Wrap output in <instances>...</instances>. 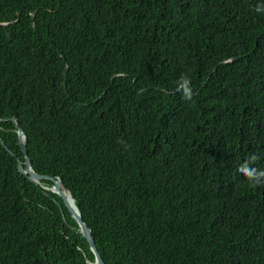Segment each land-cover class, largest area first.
<instances>
[{"label":"trees","instance_id":"1","mask_svg":"<svg viewBox=\"0 0 264 264\" xmlns=\"http://www.w3.org/2000/svg\"><path fill=\"white\" fill-rule=\"evenodd\" d=\"M0 23V136L106 264H264L238 171L264 170V0H0ZM43 186L0 143V264L94 263Z\"/></svg>","mask_w":264,"mask_h":264},{"label":"water","instance_id":"2","mask_svg":"<svg viewBox=\"0 0 264 264\" xmlns=\"http://www.w3.org/2000/svg\"><path fill=\"white\" fill-rule=\"evenodd\" d=\"M31 16L34 18V13ZM10 24H12V23H4V24L2 23V24H0V26L1 27H7ZM235 61H237V59H231V60L226 61L225 64L230 63V62H235ZM13 122L18 129L19 144L22 148V151L25 154L26 162L24 163V165L18 159L16 152L11 147L7 146L3 142L1 136H0V143L8 150V152L11 155H13L17 159L18 170H19L20 174L23 175L24 177H26L30 182L34 183L37 186H41V187L43 186L42 182H41L42 180H50L54 183L53 188H48V187L43 186L44 187L43 189L46 191H50L54 194H57L63 199L65 205L67 206V208L70 212V214L72 215V217L75 219V221L79 225V228H80L79 231H80L81 237H83L87 240V242L89 243L91 252L94 254L95 261L92 264H106L104 262V260L102 259V256L100 255V253L97 249L95 240L92 236L91 229L84 222L82 215L76 206V202H75V199L73 197V194L69 190H67V188L64 186L63 182L60 179L52 178L50 176L39 175L34 171L32 164L30 162L29 155H28L26 133L19 127V125L15 119H13ZM47 195H49V194H47Z\"/></svg>","mask_w":264,"mask_h":264},{"label":"clouds","instance_id":"3","mask_svg":"<svg viewBox=\"0 0 264 264\" xmlns=\"http://www.w3.org/2000/svg\"><path fill=\"white\" fill-rule=\"evenodd\" d=\"M0 24H2V23H0ZM178 91H180L182 93L183 98L186 101H190L192 99L193 89L191 87L190 77H182L181 78L179 85H178ZM251 159L255 160L256 157L253 155L251 157ZM238 171L240 173H242L250 182H252L254 186H264V170H258L254 167H250L249 164L246 163V164L242 165L238 169Z\"/></svg>","mask_w":264,"mask_h":264},{"label":"bare ground","instance_id":"4","mask_svg":"<svg viewBox=\"0 0 264 264\" xmlns=\"http://www.w3.org/2000/svg\"><path fill=\"white\" fill-rule=\"evenodd\" d=\"M56 191V190H55ZM68 197V196H67Z\"/></svg>","mask_w":264,"mask_h":264}]
</instances>
